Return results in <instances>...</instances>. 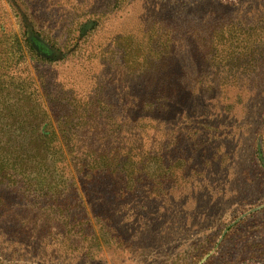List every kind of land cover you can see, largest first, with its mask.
<instances>
[{
  "label": "rangeland",
  "instance_id": "1",
  "mask_svg": "<svg viewBox=\"0 0 264 264\" xmlns=\"http://www.w3.org/2000/svg\"><path fill=\"white\" fill-rule=\"evenodd\" d=\"M1 35L22 44L3 85L59 136L68 122L65 138L151 156L162 192L140 178L106 197L102 221L86 173L58 156L65 175L40 207L65 208V227L0 240V264H264V0H0ZM128 53L148 61L130 70Z\"/></svg>",
  "mask_w": 264,
  "mask_h": 264
},
{
  "label": "trees",
  "instance_id": "2",
  "mask_svg": "<svg viewBox=\"0 0 264 264\" xmlns=\"http://www.w3.org/2000/svg\"><path fill=\"white\" fill-rule=\"evenodd\" d=\"M0 41V70L17 67L22 59L20 40L13 36L10 44H6L3 38ZM26 43L24 41L25 47ZM135 45L136 51L141 49ZM124 59V66L130 70L141 69L148 61L147 57L141 58L131 53ZM2 80L3 73L0 71V187H3L0 189V240L5 245L18 246L24 241L30 244L34 240H45L57 227H65L55 218L61 216L65 208H49L53 211L51 213L47 206L40 207V204H45L43 197L48 198L57 181L65 175L60 173V176L57 172L60 165L58 156L67 157L76 174L77 171L86 173L84 178L87 177L86 184L90 186L87 195L102 221H109V215L105 212L107 206L104 205L106 197L114 195L115 199H121L134 195L140 187L136 185L140 178L143 185L150 188V195L158 194L156 191L162 192L161 179L147 171L146 163L151 156L131 152L123 157L118 156V149L111 148L108 141L100 137L88 139V144L85 143L87 139H80L76 134L65 138L63 134L69 126L68 122L58 127L62 133L59 136L52 129L45 112H42L43 118L39 119L36 112L39 105L31 96L24 95V91L17 86L9 88L3 85ZM9 97L16 98L15 104L9 103ZM73 129L76 132L77 125ZM142 157L146 159L145 164L141 161ZM4 184L7 185L1 186ZM9 185L13 186L12 191H9ZM16 185L24 187L18 189ZM162 189L166 190L165 187ZM30 194L36 199L41 198V203L29 201ZM50 198H57L56 194ZM14 209H20L18 214L13 215Z\"/></svg>",
  "mask_w": 264,
  "mask_h": 264
}]
</instances>
